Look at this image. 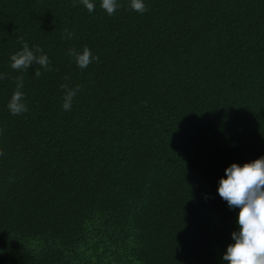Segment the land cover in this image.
Listing matches in <instances>:
<instances>
[{
  "label": "trees",
  "instance_id": "1",
  "mask_svg": "<svg viewBox=\"0 0 264 264\" xmlns=\"http://www.w3.org/2000/svg\"><path fill=\"white\" fill-rule=\"evenodd\" d=\"M118 2L0 0V74L28 106L0 80V264H227L219 180L264 156V0ZM18 37L52 70L13 71Z\"/></svg>",
  "mask_w": 264,
  "mask_h": 264
},
{
  "label": "clouds",
  "instance_id": "2",
  "mask_svg": "<svg viewBox=\"0 0 264 264\" xmlns=\"http://www.w3.org/2000/svg\"><path fill=\"white\" fill-rule=\"evenodd\" d=\"M88 12L95 10L94 0H79ZM121 7L118 0H100V8L108 16H113ZM128 8L137 13L143 14L148 9L144 0H129ZM75 33L67 28L64 30V39H72ZM18 41L23 45L22 49L10 55V67L15 72H27L36 64L34 77L41 76L40 68L51 71L50 61L43 49L39 45L29 47V44L18 37ZM68 55L73 58L77 67L86 69L93 61H98L99 57L94 56L91 50L85 46L81 51L75 48L68 50ZM12 79L15 90L7 104L9 113L13 116L24 114L28 111L25 102V94L22 91L24 80L22 76L10 77L0 74V80ZM65 80L70 79L68 76ZM65 90L63 96V110L71 111L74 97L82 89L79 85L70 88L68 84H61ZM4 153L0 150V156ZM226 179L219 180L217 192L219 196L227 202L229 209H239L236 219L238 230L231 233L234 241L227 246L222 259L227 264H264V156L245 163L243 166L232 163L225 169Z\"/></svg>",
  "mask_w": 264,
  "mask_h": 264
}]
</instances>
